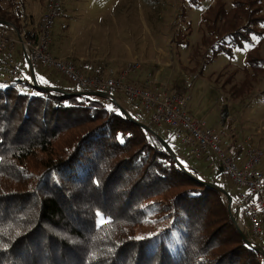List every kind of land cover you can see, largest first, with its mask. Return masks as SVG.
I'll list each match as a JSON object with an SVG mask.
<instances>
[{"label":"trees","instance_id":"obj_1","mask_svg":"<svg viewBox=\"0 0 264 264\" xmlns=\"http://www.w3.org/2000/svg\"><path fill=\"white\" fill-rule=\"evenodd\" d=\"M27 11L26 0H0V22L30 39ZM199 25L211 57L245 50L244 79L228 90L238 113L264 80V0H214ZM184 38L175 32L177 45ZM26 74L0 78V264H264L233 224L222 173L197 178L165 151L159 138L177 159L169 138L115 103ZM227 153L237 162L239 151Z\"/></svg>","mask_w":264,"mask_h":264},{"label":"rangeland","instance_id":"obj_2","mask_svg":"<svg viewBox=\"0 0 264 264\" xmlns=\"http://www.w3.org/2000/svg\"><path fill=\"white\" fill-rule=\"evenodd\" d=\"M213 1L204 0L199 8H189V5L181 0H62L60 14L56 17L52 28L51 40L54 42L60 40L69 47V43L78 35L79 40H85L87 49L92 50L89 47L93 36L96 48L101 53H107L108 49H111L115 53L124 54L129 60L132 59L133 52L126 53V47L132 50L137 48L141 52L147 48L143 61L135 60L140 64V68L148 63L155 64L149 68L150 70L171 64L169 69L161 70L162 75L159 76L157 86L166 85L169 92L183 93L189 99L187 104L189 116L204 122L208 128L216 131L220 135V147L226 153L232 145L240 148L243 162L244 154L248 149L256 145L264 147V80L256 85V93L248 104L240 112H235L233 105L236 102L228 90L244 79L240 68L244 64L245 50H232L233 57L227 54L211 57L210 52L199 46L202 35L199 25L201 15ZM26 4L29 15L33 12L37 1L26 0ZM183 10L185 15L181 17ZM37 19V17L33 18L32 26L38 21ZM182 19L184 23L181 22ZM188 24L189 28H187ZM10 27L12 29L6 27L10 34L18 35L23 32L17 31L13 26ZM97 28H100L98 32ZM7 29L4 33L8 31ZM179 30L183 32L185 38L183 44L177 45L174 37L175 32ZM258 39L254 37L253 43L245 46L256 47ZM197 46L200 58L199 56L195 58L193 54ZM49 49L51 53L54 52L51 47ZM91 52L93 53V50ZM262 53L264 54V43ZM196 64L198 67H195ZM51 73L66 85V79L59 74ZM230 74H233L232 79H229ZM25 78L31 82V73H27ZM10 85L5 82L3 87ZM222 87L225 92L220 90ZM111 96L114 103L131 119L149 128L152 132L150 134L156 135L157 132L169 138L170 145L177 154V161L188 173L199 178L220 174H213L203 160L196 159L189 149L176 142L171 130L152 125L139 102L131 103L120 94ZM184 160L188 162L190 168L203 176L193 173ZM218 184L231 194L235 202L238 201V189L226 176L221 175ZM235 215L232 210L231 216L235 218ZM262 233L261 240L257 241L261 248L264 247V227Z\"/></svg>","mask_w":264,"mask_h":264},{"label":"built area","instance_id":"obj_3","mask_svg":"<svg viewBox=\"0 0 264 264\" xmlns=\"http://www.w3.org/2000/svg\"><path fill=\"white\" fill-rule=\"evenodd\" d=\"M62 0H49L38 21L30 29V39L24 32L18 35L0 32V78L18 79L20 70L15 60L17 49L29 61L33 70L44 69L59 74L82 92H102L108 100L112 94L123 95L129 102H139L152 125L172 131L175 141L189 149L196 159L203 160L212 173H222L238 189V201L232 202L235 227L252 249L264 251L257 241L264 227V147H252L237 165L220 147V135L204 122L188 114L189 99L179 92H169L167 86L143 90L125 80L140 68L133 61L118 75L85 76L67 59L56 58L49 52L51 32ZM17 34V33H16ZM261 253V252H260Z\"/></svg>","mask_w":264,"mask_h":264},{"label":"crops","instance_id":"obj_4","mask_svg":"<svg viewBox=\"0 0 264 264\" xmlns=\"http://www.w3.org/2000/svg\"><path fill=\"white\" fill-rule=\"evenodd\" d=\"M37 5L34 7L33 12H31V15L33 18H38V16L42 13L44 10V6L40 5L38 0ZM38 15V16H37ZM8 28V27H7ZM11 28V27H9ZM12 29V28H11ZM9 32V29H7ZM100 28H97L96 31L98 32ZM78 35H76L71 43H69V47H66L64 45V42L58 40L54 42L51 40V48L54 50L53 53H51L50 49L49 52L51 55H53L56 58H63L71 61L85 76H95V75H105L108 74L109 71L113 72L114 76H118L127 65L132 63L133 61L141 60L143 61L144 54L146 52V49L144 52L139 51V49L135 48L132 50L130 47H126V53L133 52V57L131 60H129L124 54H118L113 52V50L108 49L107 53H101L99 49L97 50L95 42V38L92 36L90 47L93 50H88L86 47L85 40H79ZM99 42V41H98ZM144 49V48H143ZM16 61L17 65L19 66V69L21 72H26L30 74V69L27 64L26 58L23 56L21 49H17L16 54ZM147 63V61H144ZM24 64V65H23ZM155 64H146L142 65L140 69L132 73L130 76L127 77L125 80L127 83L134 85L138 88H141L143 90H150L153 88H158L157 82L159 80V76L162 75L161 70L162 69H169V66L171 64H165L164 66H157L159 69L150 70L149 68ZM51 71H46L44 69H38V77L44 79L45 81L53 82V76H49ZM54 73V72H53ZM149 88V89H148ZM174 92V91H173ZM178 92V91H177ZM229 148L232 153L236 151L238 157H237V164H241L243 159V154L240 148L236 147L235 145L230 146ZM178 159V157H177ZM180 159V158H179ZM185 161V160H184ZM187 164L188 162L185 161ZM188 167L190 168L189 164ZM190 170L193 171L196 175L203 176L202 174L197 173L192 168ZM199 178V177H197ZM199 179H204V177H201Z\"/></svg>","mask_w":264,"mask_h":264},{"label":"water","instance_id":"obj_5","mask_svg":"<svg viewBox=\"0 0 264 264\" xmlns=\"http://www.w3.org/2000/svg\"><path fill=\"white\" fill-rule=\"evenodd\" d=\"M0 26L10 27L11 25H10L9 23H6V22H0ZM27 64H28L29 69H30V72H31V78H32L33 85H34V86H37V83H36V81H35V77H34V70L32 69V67H31V65H30V63H29L28 60H27ZM45 89L48 90V91H49V90H53V89H51V88H45ZM76 95L93 96V97H97V98L108 99V95H107L106 93H102V92H81V93H78V94H76ZM111 101H112L113 103L115 102L114 100H111ZM122 112H123V114H124L128 119H130L132 122L138 124L137 122H135L134 120H132V119L127 115V113H125L123 110H122ZM138 125H139L141 128H143L144 130L148 131L149 133H152V132L149 130V128H147V127H145V126H143V125H141V124H138ZM158 138H159V137H158ZM159 140H160L162 146L164 147L165 151H166V152H167L172 158H174L175 160H177L176 157H175V155H174V153L172 152V150L170 149V147L167 145V143L164 142L161 138H159ZM225 196H226V200H227L228 210H229V212H230V216H231V205H232V200H231V198H230L227 194H225ZM231 218H232L233 224L235 225V221H234V219H233L232 216H231ZM239 233H240L241 237L244 239L243 234H242L240 231H239ZM260 252H261L262 256L264 257V251H260Z\"/></svg>","mask_w":264,"mask_h":264},{"label":"snow or ice","instance_id":"obj_6","mask_svg":"<svg viewBox=\"0 0 264 264\" xmlns=\"http://www.w3.org/2000/svg\"><path fill=\"white\" fill-rule=\"evenodd\" d=\"M251 46H252V45H246V46H245V49L248 48V47H251ZM26 78H27V77H26ZM29 79H31V78H29ZM121 142H123V141L121 140ZM157 236H158V234H157ZM148 238H149V239H155L156 237H155V236H150V237H148ZM138 239H141V240H142V239H145V237H139Z\"/></svg>","mask_w":264,"mask_h":264}]
</instances>
